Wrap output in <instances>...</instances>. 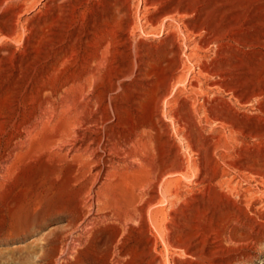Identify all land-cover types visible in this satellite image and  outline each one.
Segmentation results:
<instances>
[{
	"label": "rangeland",
	"instance_id": "obj_1",
	"mask_svg": "<svg viewBox=\"0 0 264 264\" xmlns=\"http://www.w3.org/2000/svg\"><path fill=\"white\" fill-rule=\"evenodd\" d=\"M117 82L128 120L99 117L116 137L153 123L152 146H135L122 170L101 150L78 176L67 155L81 100L71 87L101 94ZM170 164L182 172L164 174L145 205L139 193ZM263 182L264 0H0V264H111L121 254L120 264H141L149 239L160 248L154 210L173 244L166 263L264 264V238L246 258L221 249L210 226L252 199L264 210ZM96 194L112 212L83 208ZM142 207L146 223L120 226L117 209ZM81 215L99 219L79 225Z\"/></svg>",
	"mask_w": 264,
	"mask_h": 264
},
{
	"label": "bare ground",
	"instance_id": "obj_2",
	"mask_svg": "<svg viewBox=\"0 0 264 264\" xmlns=\"http://www.w3.org/2000/svg\"><path fill=\"white\" fill-rule=\"evenodd\" d=\"M117 85H118V82L116 84H110L107 88V91L105 90L106 92L101 93V94L99 92H97L98 88H95V86L89 87L87 84H83V83L75 84V85H72V87H71L72 91L75 90V92L79 94L81 100L77 104H74L76 106L74 108L75 109V115H74L75 127L72 129L71 134L68 136L72 147L69 150L67 155L68 156L73 155L72 160L76 164V167H77L76 172H77L78 176H82L84 173H87L84 171V167L88 166L89 163L93 164L91 166H96V165L98 166V163H101V162H99L101 160V158L103 157L99 152L101 150L110 157L119 158L118 161H119V163H121V166L119 165V168L122 170V169H126V168L128 169V167L126 166V164L128 163L127 158L133 154V152H132L133 149H137L135 146H137V145L140 147L144 146V148H146L148 150L150 149V146H152L151 141H149V136H150V133L155 130L153 127V123L146 124V125L140 124V126H137L134 130H132V132L129 134V137H121V136L116 137V135L113 132H112L113 134L111 133V131H113L116 124L108 126V123L114 122V121H111V120H113V118L117 119L119 121L120 120H125V121L128 120V119L124 118V115L128 116V114L126 112H121L117 109V107L115 105L116 104L115 103L116 98L112 97L113 92L117 89ZM93 101L95 102L94 104H93ZM99 115H102V117L106 116L107 121L110 120V122L103 123L101 120L102 118L99 117ZM156 117H157V123H160L162 125V127L165 128V132H166L167 125L162 120L159 110L156 112ZM161 125H159V126H161ZM107 136L109 137V139ZM109 141L111 143H109ZM122 154H124V155H122ZM120 155H122V156H120ZM177 156H178V154L175 153L174 158L176 159ZM94 168H97V167H94ZM116 168H118V167H116ZM119 168H118V170H119ZM2 169H4V165L2 166ZM102 170L103 169H99L97 171L98 174H100V172H102ZM181 172H182V170H179V169L177 170L172 164H170L166 167L162 166L160 168H156V170L151 175L150 181L146 185L147 189L141 190V192L139 193V197L142 198L145 195H149V197L147 196L148 198L145 199L144 203H145V205L150 204L152 202V198L154 199V196H156L155 194L158 191L157 187H159V185H161V183H162L163 175L164 174L165 175L166 174H169V175L178 174V175H180ZM213 179L209 180L206 177H201L198 184H200L202 186L203 190L204 189H208V190L210 189L211 191H214L215 188L213 186V184H214L213 182L215 180L213 181ZM87 180L85 182H87ZM176 180L179 181L180 178H178ZM164 181H165V179H164ZM169 183L170 182L167 181L166 186H168ZM215 184H216V182H215ZM87 190H88V188H87ZM86 192L90 193V191H86ZM173 192H175V191H173ZM160 195H159V197H160ZM95 196H96V198H94ZM95 196L94 197L91 196L92 198H89L88 200H85V198H83V197L81 198L80 202L82 203V206L84 209H87L89 212V211H91V209H93V208L95 209L96 207H98V209H97L98 211L106 208L107 210L110 209L109 211L112 212L113 207L110 208V204L107 201L102 200V198L99 201L98 194H96ZM164 197H165V191H164ZM260 197H264V191L263 192L261 191ZM160 200H162V197L160 198ZM252 200L253 201L251 202V204H249L245 208L243 206H240L236 209L230 210L227 214V217L223 221L218 220L219 223L215 222V220L212 218L211 219V225H210L211 228H213L215 226L216 230L212 231V232H214L215 238H217L219 243L222 245L220 247L221 249L224 250V249L230 248V249H233V251H239V252L241 251L242 255H244L246 258H249L250 253H251V251L249 253V251H247V249H251V248L253 249V248L259 247L262 244V243L260 244L261 240L264 238V210H258L255 207L257 205L256 202L258 203V201H257L258 198L252 199ZM254 204H256V205L254 206ZM153 206H155V205H153ZM145 208H147V207H145ZM118 210H120V209H117V212H118ZM117 212L116 213L114 212V213H115V215L117 214L116 217H117L118 222L120 223V226L121 225L125 226L124 224L127 223L128 221H136V223L138 222V224L139 223L141 224L144 222L146 223V216H145L143 207L142 208H136L132 215H130L128 212H121V213H117ZM90 213L91 212H89V214ZM153 213H154L155 217L152 220H153V223L155 224L154 227H155V229H157V232L159 234L160 248H158V240H157L158 237L157 238L155 237L154 239H149L148 245L141 248L142 252H141V256H139L141 261H140V259H139V261L141 262V264H169V263H166L165 259L163 258V257H165L164 256L165 253L167 254V249L169 247L173 246V244L169 241L170 239H168V236H167L168 228L165 225V223L162 222V217L158 221L157 217H158L159 213L155 214L156 213L155 210L153 211ZM98 215H101V214H98ZM104 218H105V216H104ZM110 218H111V216H110ZM98 219L99 218H95V217L91 218V217H89V215L87 218L85 215H81L80 220H79V222H80L79 225H87L89 222L94 223ZM94 226H95V224H94ZM121 229H123V227H121L113 235L112 240L110 242L111 244L109 247H110L112 253H114V254L117 253V252L115 253V247L117 246L116 244H118L116 242L117 241L116 237L119 236V234H121ZM123 233L124 232H122V235L124 236ZM155 235L158 236L157 234H155ZM81 236H83V235H81ZM216 250H218V249H216ZM254 250L256 251V249H253L252 251H254ZM71 253H73V252H71ZM122 255L123 254L119 255L118 259H115L117 257V256H115V258L112 259L111 264H120L121 263L120 258H122L121 257Z\"/></svg>",
	"mask_w": 264,
	"mask_h": 264
}]
</instances>
